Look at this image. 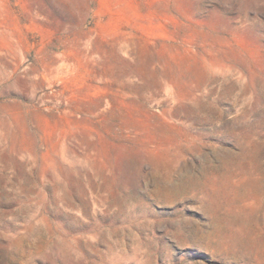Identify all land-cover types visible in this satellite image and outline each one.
Wrapping results in <instances>:
<instances>
[{
	"label": "rangeland",
	"instance_id": "374dc122",
	"mask_svg": "<svg viewBox=\"0 0 264 264\" xmlns=\"http://www.w3.org/2000/svg\"><path fill=\"white\" fill-rule=\"evenodd\" d=\"M0 264H264V0H0Z\"/></svg>",
	"mask_w": 264,
	"mask_h": 264
}]
</instances>
